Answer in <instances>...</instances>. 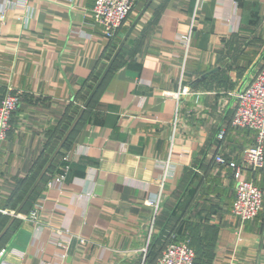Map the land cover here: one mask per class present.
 Here are the masks:
<instances>
[{"label": "crops", "instance_id": "0c3cea01", "mask_svg": "<svg viewBox=\"0 0 264 264\" xmlns=\"http://www.w3.org/2000/svg\"><path fill=\"white\" fill-rule=\"evenodd\" d=\"M133 1L109 41L94 0H0V100L7 86L21 94L0 145V208L12 213L132 27L19 212L39 223L14 218L0 264H141L152 222L197 264H264V199L240 222L234 171L215 159L264 194V170L241 163L254 132L231 125L235 94L264 63V0H202L197 14L194 0Z\"/></svg>", "mask_w": 264, "mask_h": 264}, {"label": "built area", "instance_id": "2783aa9c", "mask_svg": "<svg viewBox=\"0 0 264 264\" xmlns=\"http://www.w3.org/2000/svg\"><path fill=\"white\" fill-rule=\"evenodd\" d=\"M194 1V12L196 13L202 0ZM133 9V0H94L90 9V16L101 26V32L104 37L109 41H113L120 28L125 25ZM190 38L191 29L186 36L188 46ZM185 93H187V89L183 87L174 93V97L179 99ZM20 96L19 91L15 90L12 86H7L0 100V145L7 138L10 130V120L19 107ZM231 125L254 132V142L243 149L241 163L253 172L264 170V63L254 74L249 85L235 94ZM222 136L223 132H220L218 137L221 138ZM215 159L220 165L228 166L234 171L236 183L234 186L232 214L240 222L255 218L262 209L263 192L251 180L242 177L240 165L233 161H227L222 156H217ZM65 168L64 172L57 174L54 179L60 187L65 178L67 167ZM150 204H153L152 206L157 210L155 202H150ZM17 216L24 220L39 223L35 209H32L27 216L21 214ZM152 231L153 222L150 233ZM149 241L150 239L147 240V244ZM142 251L141 264H144L147 256L146 247ZM156 264H195L193 249L186 243L169 242L157 258Z\"/></svg>", "mask_w": 264, "mask_h": 264}, {"label": "water", "instance_id": "95a60500", "mask_svg": "<svg viewBox=\"0 0 264 264\" xmlns=\"http://www.w3.org/2000/svg\"><path fill=\"white\" fill-rule=\"evenodd\" d=\"M132 27L128 30L127 34L124 36V38L122 39V41L120 42L119 46L117 47L116 51L114 52L113 56L111 57V59L109 60L105 70L103 71V73L101 74L100 78L98 79V81L96 82L95 86L93 87V89L91 90L89 96L87 97V99L85 100V102L83 103L82 107L80 108L77 116L75 117V119L73 120V122L71 123V125L69 126V128L67 129L66 133L64 134L63 138L61 139L60 143L58 144V146L56 147V149L54 150V152L51 154L49 160L47 161V163L45 164V166L43 167V169L41 170V172L39 173V175L37 176L36 180L34 181V183L32 184V186L29 188V190L27 191V193L25 194L24 198L22 199L21 203L18 205V207L14 210V212L11 214V217L8 221V223L6 224V226L1 230L0 232V239L1 237L5 234V232L7 231V229L9 228L10 224L12 223V221L14 220V218L19 214L22 206L24 205V203L27 201V199L29 198L30 194L32 193V191L34 190V188L37 186V184L39 183L40 179L42 178L43 174L46 172V170L48 169V167L50 166V163L52 162L53 158L55 157V155L57 154V152L59 151L60 147L62 146V144L65 142V140L67 139L68 135L70 134V132L72 131V129L74 128V126L76 125V123L78 122L81 114L83 113L84 109L87 107V105L90 102V99L92 98L93 94L95 93V91L97 90V88L99 87L102 79L104 78V76L106 75L108 69L110 68V65L112 64V62L114 61L115 57L117 56V54L119 53L122 45L124 44L125 40L127 39V37L129 36V34L131 33Z\"/></svg>", "mask_w": 264, "mask_h": 264}, {"label": "trees", "instance_id": "16d2710c", "mask_svg": "<svg viewBox=\"0 0 264 264\" xmlns=\"http://www.w3.org/2000/svg\"><path fill=\"white\" fill-rule=\"evenodd\" d=\"M1 216V214H0ZM169 233L168 231H165L164 229H162V231L160 230V232H158V234L155 236L153 242L150 244L149 249L147 250V256L146 259L144 261V264H156V260L157 257L160 255V253L162 252V250L164 249V247L166 246L167 243L169 242H173L175 241V239H171L170 241H160L161 237H168ZM194 262L195 264H197L196 262V258H194Z\"/></svg>", "mask_w": 264, "mask_h": 264}, {"label": "rangeland", "instance_id": "374dc122", "mask_svg": "<svg viewBox=\"0 0 264 264\" xmlns=\"http://www.w3.org/2000/svg\"><path fill=\"white\" fill-rule=\"evenodd\" d=\"M263 64V63H262ZM254 74H256V73H254ZM254 74H253V76H254ZM252 76V77H253ZM10 184H12V186H14V187H19L20 186V184H21V182L20 181H14V182H12V183H10ZM8 213H10V214H12V211L11 210H8V209H2V208H0V214H2V215H4V214H8ZM157 232V233H156ZM168 233H169V236L168 237H166V238H164V237H161V240L160 241H170L171 239H175L176 237H178V235H176V236H174V234H173V232H172V230H169L168 231ZM158 234V231H156L155 229L152 231V233H151V238H150V242L152 243L153 242V240H154V238H155V236ZM180 235V234H179ZM181 237H182V235H180ZM150 243V244H151ZM146 249L148 250L149 249V245L146 247ZM142 258V257H141Z\"/></svg>", "mask_w": 264, "mask_h": 264}]
</instances>
